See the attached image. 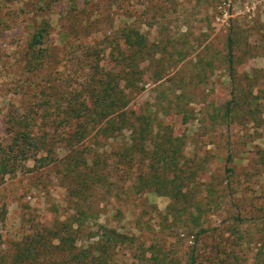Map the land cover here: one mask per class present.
Masks as SVG:
<instances>
[{"label":"rangeland","instance_id":"rangeland-1","mask_svg":"<svg viewBox=\"0 0 264 264\" xmlns=\"http://www.w3.org/2000/svg\"><path fill=\"white\" fill-rule=\"evenodd\" d=\"M84 2L76 0L75 15L69 19L70 0H0V249L7 261L26 235L50 229L82 207L59 163L66 151L58 146L68 130L55 127L53 122L61 116L52 106L46 107V101L61 96L69 85L75 90L84 86L87 71L74 56H81L86 44L95 48L101 65L109 69L111 48L121 46L116 45L115 34L126 26L138 30L148 47L166 44L168 52L175 48L174 62L163 79L156 81L146 72L143 89L130 93L128 108L170 129L185 167L195 172L192 185L182 189L191 205L184 212L188 205L169 195L135 193L130 189L134 167H115L124 140L90 138L82 148L88 157L89 152H97L105 179L88 197L94 220L134 235L136 248L159 243L169 257L182 262L192 247L207 257L206 248L217 246L232 250L239 264H254L264 242V113L260 121L221 122L231 88L218 60L231 36L243 61L237 73L257 69L264 75V0ZM86 25L84 36L81 26ZM41 28L45 35L34 48L45 49L48 58L31 68L29 44ZM209 57L215 67L204 81L180 84L181 79L188 80L198 59ZM145 66L146 62L140 65ZM259 82L264 87V78ZM20 120H28L25 130L52 144L54 152L14 159L11 148ZM188 210L196 220L188 221ZM176 215L179 220L174 225ZM201 228L209 232L195 242L194 234ZM134 254L129 248H116L114 259L117 264H139ZM200 261L205 264V259Z\"/></svg>","mask_w":264,"mask_h":264},{"label":"trees","instance_id":"trees-1","mask_svg":"<svg viewBox=\"0 0 264 264\" xmlns=\"http://www.w3.org/2000/svg\"><path fill=\"white\" fill-rule=\"evenodd\" d=\"M68 18L74 17L76 0H70ZM85 4L89 0H85ZM85 19L84 9L80 12ZM88 26H81L83 35ZM45 35L44 28L38 29L29 44L31 53L27 65L38 67L47 59L43 48H34L41 44ZM116 45L110 54L109 69L100 63L98 52L91 44H86L77 56L76 64L86 68L85 84L79 90L64 88L61 96H53L46 101V107H53L54 113L61 118L54 121L55 127L67 128L68 132L58 146L66 154L59 157L63 175L72 180L75 197L82 201V207L76 208L72 214L62 221H55L50 229L32 232L26 235L17 245L11 258L7 261L0 249V264H117L114 259L116 248H129L139 264H239L238 257L232 250L226 252L216 247L209 249L208 256L203 257L201 249L192 247L185 252V261L169 257V252L159 244L152 242L146 247L136 248L137 238L117 232L115 229L98 225L90 209V199L94 190L104 184V174L101 172L100 159L97 152L83 150V144L88 140H109L121 137L124 141L118 150L115 167L129 165L134 167L131 175L130 189L135 193L152 191L161 195H169L175 202L182 201L188 206L189 195L183 192L186 185H192L195 172H189L185 167L182 150L172 137L170 129L160 124H154L149 116L134 115L128 108L130 93L143 89V78L148 72L156 81L163 79L170 62H174L173 53L168 52L166 44H154L148 47L144 44L142 34L133 28L122 26L115 34ZM114 40V41H115ZM115 45V44H114ZM237 42L229 36L226 42V52L218 60L219 66L225 70L230 81V98L223 107L219 117L222 123L258 120L264 113V87L259 82L264 78L261 70L254 69L250 74H238L236 67L243 63L237 56ZM75 54V52H72ZM165 54L168 56L165 57ZM146 62V66L140 65ZM215 67L209 58L198 59L192 66L188 80H180V84L192 81H204L207 73ZM69 80V78L67 79ZM179 89L182 88L179 86ZM182 91V90H181ZM181 95V94H179ZM51 107V108H52ZM216 115V111L214 112ZM259 114V116H257ZM19 127L14 136L11 151L14 159L26 160L38 152L47 154L54 152L52 144H47L42 138L31 135L27 129L28 120L17 122ZM93 153V154H92ZM91 157V158H90ZM264 159V156H261ZM198 210V206L194 205ZM189 220H196L193 212L188 210ZM179 216H173V224ZM235 220H238L235 218ZM163 229V227L161 226ZM192 228H188V230ZM207 229L201 228L194 234L196 242ZM255 254L254 264H264V242Z\"/></svg>","mask_w":264,"mask_h":264}]
</instances>
